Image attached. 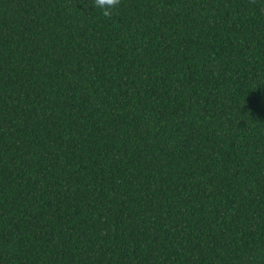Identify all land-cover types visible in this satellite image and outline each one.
<instances>
[{
  "label": "trees",
  "instance_id": "trees-1",
  "mask_svg": "<svg viewBox=\"0 0 264 264\" xmlns=\"http://www.w3.org/2000/svg\"><path fill=\"white\" fill-rule=\"evenodd\" d=\"M102 11L0 0V264H264V0Z\"/></svg>",
  "mask_w": 264,
  "mask_h": 264
},
{
  "label": "clouds",
  "instance_id": "clouds-1",
  "mask_svg": "<svg viewBox=\"0 0 264 264\" xmlns=\"http://www.w3.org/2000/svg\"><path fill=\"white\" fill-rule=\"evenodd\" d=\"M119 0H96V4L103 10L104 16L110 15V9L117 5ZM107 5V7H105Z\"/></svg>",
  "mask_w": 264,
  "mask_h": 264
}]
</instances>
